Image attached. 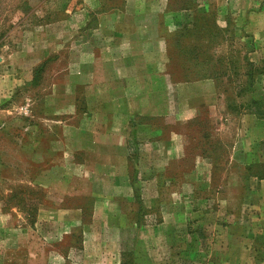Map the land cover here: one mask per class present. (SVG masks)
<instances>
[{
	"label": "rangeland",
	"instance_id": "obj_1",
	"mask_svg": "<svg viewBox=\"0 0 264 264\" xmlns=\"http://www.w3.org/2000/svg\"><path fill=\"white\" fill-rule=\"evenodd\" d=\"M178 10L184 11L169 14ZM135 17L142 22L157 20L163 26L158 30L167 32L166 25L185 22L163 53L175 70L170 83L214 79L227 111L235 119L254 115L261 121L250 126L254 136L264 133V0H0V264L81 260L75 256L76 248L85 245L86 231L96 229L94 202L104 194L97 179L81 166L82 151L93 142L104 143L95 141L92 131H119L107 121L115 116L101 107L103 76L96 74L104 48L110 50L123 40L120 35L125 36L121 22ZM127 119L126 133L135 131L133 123L154 122L163 136L156 141V150L128 141L127 172L133 191L131 198L126 188L117 196V209L127 216L112 220L117 229L106 233L110 242L121 244L116 261L135 264L139 252L141 264H264V233L256 228L255 218L230 213L236 207L230 203L244 197L246 179L254 185L264 177V139H255L260 152L243 168L237 167L250 177L237 178L233 188H226L227 181L219 191L226 205H218L213 193L224 179L230 129L225 131L208 111L186 126L164 116L131 114ZM231 128L232 133L243 129L239 122ZM170 131L190 134L187 149L192 157L183 164L165 159ZM207 150H211L207 162L216 170L192 172L198 153ZM101 158L94 156L95 161ZM181 167L187 173L175 171L171 180L167 169ZM201 176L211 181L209 187L200 186ZM150 177L159 180L154 203L145 202ZM203 194L210 196L204 199ZM42 204L63 211L82 206L85 217L79 225H70L73 218L65 213L58 224L42 220L37 215ZM138 211V220L130 218ZM132 225L136 233L142 232L135 240L125 231ZM56 228L75 231L54 243L47 232ZM235 230L251 236L236 239L231 235Z\"/></svg>",
	"mask_w": 264,
	"mask_h": 264
},
{
	"label": "crops",
	"instance_id": "obj_2",
	"mask_svg": "<svg viewBox=\"0 0 264 264\" xmlns=\"http://www.w3.org/2000/svg\"><path fill=\"white\" fill-rule=\"evenodd\" d=\"M183 11H173L169 12V14L172 15L175 12ZM183 24L185 22L177 21L176 24L166 25L169 29L167 32L158 30L163 26L157 20L142 22L135 17L132 21L121 22V26L126 28L124 30L125 36H119L123 40H118L110 50H108L109 48H104L102 67L99 69L101 71L97 74L89 73L103 76L102 89L100 91L101 107L107 111L108 115L115 116L116 119H107V121L118 125L119 131L112 133H105L104 129L102 131H92L95 141L104 143H99L95 146L93 142V145L90 146L91 151L90 148L89 150L85 148V151H82L84 153V164H81V166L85 168L88 174L91 173L94 179H97L95 180L96 185L104 191V194H101L102 196L99 195L94 202L92 219L96 229L93 232L86 231L84 235L85 238L88 237V242L84 238L85 245L76 248L75 256L77 259H81L80 261L78 260L79 264H122L121 260L116 261L120 257L121 249L119 248L121 244L116 246V244L112 243L113 241L110 242L109 239L112 238L106 233L111 231V229H117V227L112 226V220H117L121 215L123 219L127 216L126 212L123 213V211L121 213L117 209V196H121L123 189L126 188L127 192L125 194H129L131 198L133 191L132 177L127 172L129 164L128 141L132 139L137 141L139 145L156 150L155 143L161 140L163 136L159 126L154 122H149V124L133 123L135 131L132 134L126 133L125 126L129 122V119L125 120L127 115L143 114L149 119L164 116L177 121L182 126H186L197 118L202 111H208L209 116L217 118L215 122L219 123V125L223 124L222 127L225 131L230 129L226 138L231 141L228 162L222 165L225 167L223 169L225 171L224 179L219 184H216L215 193H213L214 201L219 202L218 205H226V201H223L219 191L226 186L227 181L229 186L226 188H233V183H237V178L250 177L237 171V167L243 168L249 160L251 161L256 152H260L258 149L255 150V145L258 143V141L255 143V139L260 136V140H263L264 133L254 136L255 133L252 132L250 126L254 125V121L261 125V121L254 119L255 117L252 114H245L243 119H235L234 115L227 111L224 105L227 101L224 100L223 95L219 92V87L214 79L205 78L177 83H170L169 81L175 70L171 62L163 59V53L168 51L169 45L174 42L176 32ZM142 45L145 52L141 51ZM20 80L21 78L17 79V81ZM159 80L162 82L161 85H158ZM114 110H116L115 113ZM103 122L105 124L106 121ZM238 122L243 129L240 133H232V125ZM167 136L166 139L164 138V153L168 163L180 162L183 164L182 161L192 157L187 149L190 136L188 132L170 131ZM221 136L223 135L221 134ZM71 150L77 149L73 148ZM210 151L198 153L194 167L191 169L192 172L211 173V171L216 170L217 167L215 165L207 162V156ZM89 155H91L90 159L88 158ZM94 156L102 157L101 161H95ZM99 165L105 167L104 173L99 171L101 169V167H98ZM175 171L176 173L178 171L187 173V170L183 167L179 170L168 168L167 172L171 180L175 178ZM200 180L201 187H209L211 181L207 179V176H201ZM148 182L147 186L150 189V193L148 199L144 201L154 203L158 199L159 180L156 177H150ZM173 184H169V186H174ZM251 186L252 189L250 190ZM243 187L246 189L244 197L230 203L236 206L235 209H230V213L234 216H244L246 214V219L254 217L256 228L259 232L264 233V177L256 180L254 185L253 183L251 185V181L246 179ZM209 196V194H203L204 199ZM182 202L176 201L175 203L181 204ZM83 209L82 206H77L74 209L63 211L60 207H50L42 204L38 208L37 215L39 219L47 218L51 222L58 224L62 219V214L65 213L73 218L70 221L69 217H67L70 225H79L85 217ZM251 210H255L254 216L250 213ZM164 213L166 217L169 216L168 211H164ZM131 215L132 217L130 218L136 221L141 213L138 211V213L133 212ZM74 231L75 228H56L50 233L47 232V234H53L54 243H60L61 235H73ZM125 231H128L129 235H133V240H135L136 234H138V238L142 236L141 230L136 233L135 225ZM40 232L43 236L44 234L46 235V231ZM231 235L236 239H241L250 237L251 233L249 231L238 233L235 230L231 232ZM44 242L41 239V244H44ZM46 243H49V241H46ZM70 254L73 256L72 251ZM86 255H89L87 261L85 260ZM136 255L135 264H141V254L137 252ZM91 259L94 261H89Z\"/></svg>",
	"mask_w": 264,
	"mask_h": 264
},
{
	"label": "trees",
	"instance_id": "obj_3",
	"mask_svg": "<svg viewBox=\"0 0 264 264\" xmlns=\"http://www.w3.org/2000/svg\"><path fill=\"white\" fill-rule=\"evenodd\" d=\"M253 102L256 103V104H259V105L261 104V101H260V100H255V101H253ZM262 112L264 113V110H263ZM263 113H261V114H263ZM263 115H264V114H263ZM263 115H262V116H263Z\"/></svg>",
	"mask_w": 264,
	"mask_h": 264
}]
</instances>
